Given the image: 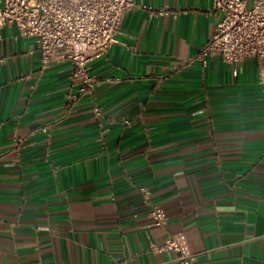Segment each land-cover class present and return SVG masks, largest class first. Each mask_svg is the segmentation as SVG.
<instances>
[{"label":"crops","instance_id":"crops-1","mask_svg":"<svg viewBox=\"0 0 264 264\" xmlns=\"http://www.w3.org/2000/svg\"><path fill=\"white\" fill-rule=\"evenodd\" d=\"M135 1L73 103L70 62L42 66L32 38L1 29L0 264H176L155 249L167 238L192 264H264L258 64L188 62L212 0Z\"/></svg>","mask_w":264,"mask_h":264},{"label":"built area","instance_id":"built-area-1","mask_svg":"<svg viewBox=\"0 0 264 264\" xmlns=\"http://www.w3.org/2000/svg\"><path fill=\"white\" fill-rule=\"evenodd\" d=\"M137 5L142 6L135 0H0V31L6 25H15L21 35L32 38L42 66L69 61L71 81L77 85L76 93L67 95L73 103L81 96L92 95L94 79L88 72V63L108 53L124 12ZM212 9L219 14L214 33L188 62L206 64L218 58L236 66L253 58L264 90V0H212ZM139 190L148 201L147 190ZM149 216L152 225L165 224L158 204L149 202ZM155 249L179 252L176 264H192V256L182 252L171 238Z\"/></svg>","mask_w":264,"mask_h":264}]
</instances>
